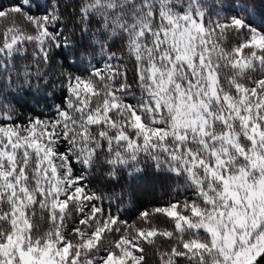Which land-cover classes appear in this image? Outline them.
<instances>
[{
	"label": "snow or ice",
	"instance_id": "6c2138e0",
	"mask_svg": "<svg viewBox=\"0 0 264 264\" xmlns=\"http://www.w3.org/2000/svg\"><path fill=\"white\" fill-rule=\"evenodd\" d=\"M64 7L93 38L81 55L94 59L98 44L105 60L61 73L54 118L18 122L10 105L0 108V264H146V246L160 264H264V31L243 14L214 19L206 0ZM3 21L0 67L27 45L47 64L69 44L60 0L38 16L29 0L0 8ZM229 34L236 43L226 48ZM142 165L185 191L129 223L111 211L123 195L92 188L89 176L106 169L116 180Z\"/></svg>",
	"mask_w": 264,
	"mask_h": 264
},
{
	"label": "trees",
	"instance_id": "16d2710c",
	"mask_svg": "<svg viewBox=\"0 0 264 264\" xmlns=\"http://www.w3.org/2000/svg\"><path fill=\"white\" fill-rule=\"evenodd\" d=\"M56 0H29L30 14L34 16L42 15ZM74 0H60L61 12L67 27L63 28V34L68 37L69 44L53 49L49 63L45 64L42 59L33 60V45H27V52L24 55L16 56L6 68L0 67V108L10 105L14 109L18 122H27L28 118H54L55 106L63 103L65 90L62 87L64 76L61 73L86 74L89 68L88 61L92 64L103 66L105 57L100 53L99 45H95V58L82 56L83 50L87 47L91 51L94 43L90 33L81 32L76 26V18L71 16L70 8H65L66 3H73ZM215 19L216 13L220 14V19L233 15L243 14L250 20L252 27L259 31H264V0H206ZM23 0H0V8L8 9L11 6L22 5ZM244 5L247 11L242 12ZM27 11L28 9L25 8ZM17 23L31 31V26L27 25L23 18L16 17ZM9 21L0 22V32L7 26ZM93 31L95 26H93ZM236 43L234 34H229L223 42V46L230 48ZM118 44L113 45V50H117ZM0 58V64H2ZM39 64V71L37 65ZM28 75L26 76L25 73ZM129 83L134 80V68L131 62L128 63ZM27 80V82H25ZM143 171L129 176L126 172L118 179L107 178L106 169H100L89 176L91 187L109 194L115 193L123 195V201L113 197L111 201V211L118 214L122 220L129 223L136 221L139 213L146 209L151 210L162 206L165 203L182 198L184 194L183 181L167 172H157L154 167L143 166ZM79 168V166H77ZM179 187L180 191L176 189ZM109 201H104V207H109ZM39 213V210H37ZM39 222V221H38ZM154 222L160 227L169 226L166 218L156 216ZM47 213L45 221L41 225V230L48 228ZM72 221L66 223V227L71 229ZM160 249L165 250L166 242L160 243ZM146 264H160L159 256L153 247L145 248Z\"/></svg>",
	"mask_w": 264,
	"mask_h": 264
},
{
	"label": "rangeland",
	"instance_id": "374dc122",
	"mask_svg": "<svg viewBox=\"0 0 264 264\" xmlns=\"http://www.w3.org/2000/svg\"><path fill=\"white\" fill-rule=\"evenodd\" d=\"M228 17H229V15H228Z\"/></svg>",
	"mask_w": 264,
	"mask_h": 264
}]
</instances>
